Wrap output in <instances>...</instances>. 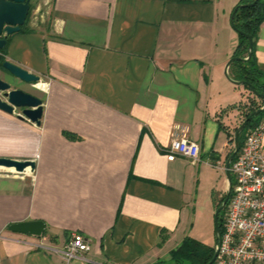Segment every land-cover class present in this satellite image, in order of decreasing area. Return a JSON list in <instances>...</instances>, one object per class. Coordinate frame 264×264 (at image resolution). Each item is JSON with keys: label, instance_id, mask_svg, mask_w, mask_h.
Wrapping results in <instances>:
<instances>
[{"label": "crops", "instance_id": "obj_1", "mask_svg": "<svg viewBox=\"0 0 264 264\" xmlns=\"http://www.w3.org/2000/svg\"><path fill=\"white\" fill-rule=\"evenodd\" d=\"M42 2V20L27 19L0 52L40 83L2 67L0 79L43 101L40 125L0 110V157L36 164L0 167V264H157L187 224L197 170L224 171L221 126L240 123L246 90L224 75L239 0ZM255 57L264 71V21ZM175 136L199 145L198 162L167 160ZM26 221L44 233L8 230ZM73 233L90 249L66 261Z\"/></svg>", "mask_w": 264, "mask_h": 264}, {"label": "built area", "instance_id": "obj_2", "mask_svg": "<svg viewBox=\"0 0 264 264\" xmlns=\"http://www.w3.org/2000/svg\"><path fill=\"white\" fill-rule=\"evenodd\" d=\"M264 118L249 129L239 151L230 163L232 186L224 207L222 228L215 244L212 264H264ZM167 160H200L196 142L179 138L166 150ZM225 171V165H221ZM90 249L89 241L73 233L64 245L66 261Z\"/></svg>", "mask_w": 264, "mask_h": 264}, {"label": "water", "instance_id": "obj_3", "mask_svg": "<svg viewBox=\"0 0 264 264\" xmlns=\"http://www.w3.org/2000/svg\"><path fill=\"white\" fill-rule=\"evenodd\" d=\"M257 1L258 0H254L250 4L236 5L231 14V24L235 13L239 8L253 6L257 3ZM29 10L30 0H0V50L4 49V47L6 46L7 37L9 35L18 33L21 30V27L24 25L27 19ZM245 37L248 39L247 58L232 57L227 62L224 70L225 77L235 85H245L246 83L233 80L229 76L227 69L234 61H247L251 57L252 39L248 35H245ZM2 70L9 76L10 79L19 80L30 85H37L38 83H40L39 76L28 72L27 70L9 61H4L2 63ZM253 93L255 94V96L262 98L263 105L261 108L252 112L248 118L243 120L233 134V150L231 154L226 158L224 164L225 175L228 182H230V163L241 146L240 134L244 131L252 117L264 112V96L258 94L256 91H253ZM0 110L8 114H15V112L18 110L19 113L17 114V117L20 120H27L36 125H40V121L43 115V101L35 95L27 93L21 89H13L12 83L10 81L0 79ZM35 166L36 164L33 160H18L0 157V167L13 169V171L18 174L23 173L26 170L33 172ZM228 195L229 188L227 190L225 199L214 212L213 232L215 236V244L218 242L220 236L219 214L227 202ZM8 230L13 233L40 237L45 231V224L42 221L18 222L8 226ZM216 256L217 251L214 250V254L207 264H212Z\"/></svg>", "mask_w": 264, "mask_h": 264}, {"label": "trees", "instance_id": "obj_4", "mask_svg": "<svg viewBox=\"0 0 264 264\" xmlns=\"http://www.w3.org/2000/svg\"><path fill=\"white\" fill-rule=\"evenodd\" d=\"M254 0H239L238 4H250ZM237 4V5H238ZM264 21V0H258L253 6L239 8L235 13L232 20V27L238 36V44L233 53V57L247 58L248 56V39L245 35H248L252 39V51L251 57L247 61H234L229 66V76L235 81L245 82L242 85L247 91L245 101L235 105L234 108L239 112L240 123L248 118L252 112L259 109L263 105V100L260 97L255 96L253 91L264 96V71H262L257 64L255 57V43L258 35V30L262 22ZM26 23L21 27V31L26 29ZM4 49L0 50L4 53ZM4 58L0 55V67ZM247 100V102H246ZM264 118V112L257 116H254L248 122L244 131L240 134V142L242 144L245 133L254 127L260 120ZM239 123V124H240ZM226 132L227 137L231 144H233V133L237 130V127L232 133L229 130L221 126ZM232 150L229 151L227 157L231 154ZM225 198V197H224ZM223 198V200H224ZM222 200V201H223ZM224 212V211H223ZM220 231L222 228L223 215L221 216ZM214 246H209L198 240L190 237H185L181 244L170 253V259L175 264H207L213 254Z\"/></svg>", "mask_w": 264, "mask_h": 264}, {"label": "rangeland", "instance_id": "obj_5", "mask_svg": "<svg viewBox=\"0 0 264 264\" xmlns=\"http://www.w3.org/2000/svg\"><path fill=\"white\" fill-rule=\"evenodd\" d=\"M44 9L45 5H43L42 0H30V10L27 19L41 21V15L44 14ZM25 23L27 26L26 21ZM231 150H233V144L231 145L230 151ZM197 169L198 167H196V170ZM198 171L199 174L198 176L196 175L189 189L191 194L189 198L192 200V205L185 210L187 224H185L183 230L176 233L172 242L166 246L169 250L176 249L183 241L181 236L185 234L186 237L198 240L209 246L215 245V236L213 232L214 211L211 202L213 195L221 191L224 187L225 172L221 171L219 168L205 166L198 169L197 172ZM170 258V255H166L157 264H175Z\"/></svg>", "mask_w": 264, "mask_h": 264}, {"label": "flooded vegetation", "instance_id": "obj_6", "mask_svg": "<svg viewBox=\"0 0 264 264\" xmlns=\"http://www.w3.org/2000/svg\"><path fill=\"white\" fill-rule=\"evenodd\" d=\"M224 187L221 191H219L218 193H216L215 195H213L212 198V206H213V211L215 212V210L218 208V206H220V204L222 203V200L224 197H226L227 194V190L229 188V190L231 189L232 186V177L230 175V182H228L226 175H225V180H224ZM225 199V198H224ZM225 207V205H224ZM224 207L222 209V211L219 214V226L221 225V216L224 215ZM213 220H214V214H213Z\"/></svg>", "mask_w": 264, "mask_h": 264}]
</instances>
